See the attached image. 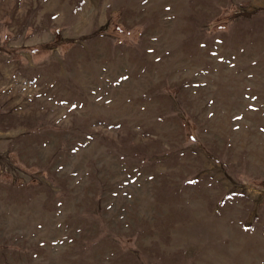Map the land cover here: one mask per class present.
<instances>
[{
  "label": "rangeland",
  "instance_id": "obj_1",
  "mask_svg": "<svg viewBox=\"0 0 264 264\" xmlns=\"http://www.w3.org/2000/svg\"><path fill=\"white\" fill-rule=\"evenodd\" d=\"M263 256L264 0H0V264Z\"/></svg>",
  "mask_w": 264,
  "mask_h": 264
},
{
  "label": "bare ground",
  "instance_id": "obj_2",
  "mask_svg": "<svg viewBox=\"0 0 264 264\" xmlns=\"http://www.w3.org/2000/svg\"><path fill=\"white\" fill-rule=\"evenodd\" d=\"M186 231V230H185ZM187 233V232H186ZM260 257V256H259ZM264 257V256H263ZM255 258V257H254Z\"/></svg>",
  "mask_w": 264,
  "mask_h": 264
}]
</instances>
